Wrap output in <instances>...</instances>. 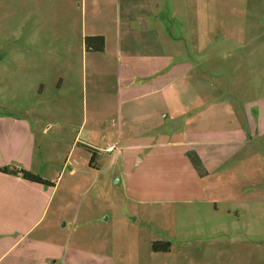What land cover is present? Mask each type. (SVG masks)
<instances>
[{
    "label": "crops",
    "instance_id": "obj_1",
    "mask_svg": "<svg viewBox=\"0 0 264 264\" xmlns=\"http://www.w3.org/2000/svg\"><path fill=\"white\" fill-rule=\"evenodd\" d=\"M52 1L65 7L63 33L73 7L85 27L89 11V37L105 38L103 52H86L91 131L87 94L55 100L43 133L30 109L0 114V264H264V49L247 35L250 0ZM162 17L184 18L183 35ZM186 24L205 37H185ZM24 58L19 87L36 70ZM99 58L116 84L105 135ZM137 207L162 221L164 238L137 225Z\"/></svg>",
    "mask_w": 264,
    "mask_h": 264
},
{
    "label": "rangeland",
    "instance_id": "obj_2",
    "mask_svg": "<svg viewBox=\"0 0 264 264\" xmlns=\"http://www.w3.org/2000/svg\"><path fill=\"white\" fill-rule=\"evenodd\" d=\"M107 1L103 0L102 2ZM184 1L186 2V0ZM249 6L247 35L258 37V43L262 44L264 49V0H250ZM64 11L63 4H57L52 0H43L39 5L34 4L32 0H0V114L16 116L19 113L18 110L25 113L26 109H30L29 111L37 113L36 117L41 122L39 130L40 133H43L50 124L49 117L52 115V103L55 100L65 103L69 102L75 93L78 99H83L87 94L88 126L84 133H90L92 78L89 61L91 58L87 56L86 61V52L88 51L85 46V39L89 37L88 33L90 32L89 11H87L85 19L87 26L85 27L81 10L72 7L71 30L69 33H63L61 25L58 26L57 21L62 20ZM107 12L104 9L105 17ZM183 19L178 18L174 23L172 19L168 21V17H162L165 27L169 29V26H173V30L169 32L173 36L183 35V27L180 26L181 24H177L179 21L184 22ZM196 26L193 25L191 28H196L195 35L202 39L205 37L204 26ZM185 27L187 30H185L184 36L191 37L190 26L186 24ZM208 37L213 38L212 31ZM199 43L201 44V42ZM199 49L200 47L197 51ZM67 51L71 52L69 57L65 55ZM21 53H24L23 61H26V65L23 61L22 65L35 67L36 70H34V74L22 75V78L29 77L26 81L30 77L34 78L30 82H24L25 78L21 79L20 85H22L19 87L18 78L20 75L15 73L14 67L17 65V55ZM99 61L104 66V74L101 86L97 92L95 91V94L102 107V114L105 113L108 120L98 124L96 131L98 133L101 131L105 135L106 132H110L113 124L110 110L115 101L116 84L113 71L110 68L111 64L105 63L102 58H99ZM69 65H72L73 68L71 72L67 70ZM262 68V93H264V60ZM60 82L61 87H59ZM31 83H34L36 88H29L28 84ZM239 92L242 93L243 90L240 89ZM49 133H53V130L51 129ZM120 194H122V190H120ZM123 207L124 205L121 203L120 209H124ZM145 210L155 209L145 207ZM135 211L140 212L138 215L141 217L137 225L150 228L149 233L152 238L159 239L166 236V231L161 228L162 221L159 218L143 217L142 208L137 207ZM146 220L150 222L145 223Z\"/></svg>",
    "mask_w": 264,
    "mask_h": 264
},
{
    "label": "trees",
    "instance_id": "obj_3",
    "mask_svg": "<svg viewBox=\"0 0 264 264\" xmlns=\"http://www.w3.org/2000/svg\"><path fill=\"white\" fill-rule=\"evenodd\" d=\"M85 46L87 51L93 52H103L105 50V38L103 36H93L87 37L85 39ZM94 161V156L91 158V163ZM5 172H16V171H9L8 169H3ZM22 177L30 182L51 186V183L42 179L41 177L25 171H19ZM152 250L154 252H168L170 250V243L168 242H155L152 245Z\"/></svg>",
    "mask_w": 264,
    "mask_h": 264
}]
</instances>
